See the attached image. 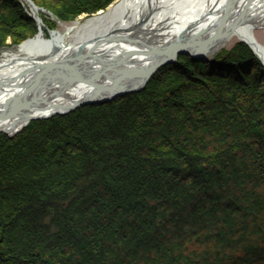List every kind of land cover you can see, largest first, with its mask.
I'll return each mask as SVG.
<instances>
[{
  "label": "trees",
  "instance_id": "trees-1",
  "mask_svg": "<svg viewBox=\"0 0 264 264\" xmlns=\"http://www.w3.org/2000/svg\"><path fill=\"white\" fill-rule=\"evenodd\" d=\"M34 1L72 21L115 0ZM37 31L0 0V48ZM0 264H264L258 55L181 54L140 91L0 132Z\"/></svg>",
  "mask_w": 264,
  "mask_h": 264
},
{
  "label": "bare ground",
  "instance_id": "bare-ground-1",
  "mask_svg": "<svg viewBox=\"0 0 264 264\" xmlns=\"http://www.w3.org/2000/svg\"><path fill=\"white\" fill-rule=\"evenodd\" d=\"M233 1V11L222 25L219 20ZM30 4L40 21L39 32L0 53V108L43 90V100L28 110V117L95 99L102 88L138 85L160 59L157 50L176 46L202 28H207L206 36L218 34L205 46L208 57L235 36L264 55V44L255 33L264 28V0H115L107 9L48 36L41 8ZM116 53L121 54L118 59L103 63ZM101 68L105 74L95 75L92 82L77 76L81 70L93 75ZM35 77L40 81L31 86ZM11 124L9 120L0 127L10 129Z\"/></svg>",
  "mask_w": 264,
  "mask_h": 264
},
{
  "label": "water",
  "instance_id": "water-1",
  "mask_svg": "<svg viewBox=\"0 0 264 264\" xmlns=\"http://www.w3.org/2000/svg\"><path fill=\"white\" fill-rule=\"evenodd\" d=\"M235 2H229L228 6H226L225 12L222 14V17L220 18V22L222 25L224 22L230 17L231 12L233 11ZM206 29L207 28H202L199 30L192 38L188 40H183L178 43V45L170 47V48H163L161 50H157V54L160 55V59L156 61L154 64H151V66L148 68L145 77L141 80V82L133 87H125V88H102L99 91H96L94 93L95 99L92 97L79 101L67 108H62V109H56L52 112L42 114V115H32L31 117H28L29 115V109L39 105L43 99V90H41L39 93L34 92L30 97H26L22 101H20L19 98H17L10 106H7V108H0V123H4L6 121L11 120L12 124L10 126V129L6 128H1L0 127V132H5L9 136H14L17 132H19L24 126H26L30 120L34 118H47L53 116L55 113L56 114H66L74 109L79 108L82 105L85 104H90V103H99V102H104L111 100L117 96L123 95L125 93L133 92V91H138L143 89L148 82L150 81L151 77L154 75L156 70L160 68L162 65L173 62L178 58L179 54H188L191 56L195 57H208L207 55L203 54V51L206 45L210 44L211 41L215 40V38L218 36V34L215 33V35L211 36H206ZM138 42V41H137ZM251 48H253L252 45H250L249 42L245 41ZM225 46V45H223ZM254 51H256L253 48ZM257 52V51H256ZM130 53V52H129ZM258 53V52H257ZM120 53H116L112 55L111 60H106L103 63L109 64L112 60H116L120 57ZM259 57L261 58L262 62L264 63V55L258 53ZM82 72L79 73V71L76 72V74L79 73L80 76L78 77L81 80H86L92 82L95 75L97 74H105L106 69L103 70V68L95 70V74L93 75H88L91 74L90 72H86L81 70ZM104 72V73H103ZM45 73L42 72L41 76H43ZM40 80L35 77L34 80L31 83V86L34 85L35 83H38ZM28 117L27 119H25ZM25 119V120H24Z\"/></svg>",
  "mask_w": 264,
  "mask_h": 264
},
{
  "label": "rangeland",
  "instance_id": "rangeland-1",
  "mask_svg": "<svg viewBox=\"0 0 264 264\" xmlns=\"http://www.w3.org/2000/svg\"><path fill=\"white\" fill-rule=\"evenodd\" d=\"M20 1V3H21V5L23 6V8H24V10L26 11V13L28 14V15H30L32 18H34L35 20H36V23H37V25H38V31H37V33L39 32V30H40V28H41V25H40V21H39V19H38V16H36V14H35V12H34V10H33V8H32V6H31V4H30V2L31 3H34L35 5H37L38 7H40L41 8V14H40V19H41V21H42V23H43V25H42V28L43 29H45L46 31V35L48 36V35H50V33H51V31H53V30H60V31H65L66 30V26H68L69 24H72L73 22H75V21H77V20H85L86 18H88V17H90V16H92V15H94V14H96V13H93V14H91V15H89V16H86L85 14H82V15H79L76 19H74V20H72V21H62V20H59V19H57V17L50 11V10H48V9H46L45 7H43V6H40V5H38L34 0H19ZM114 2V1H113ZM112 2V3H113ZM112 3H110V4H112ZM110 4L107 6V8L110 6ZM106 8V9H107ZM103 10V9H102ZM100 11V10H99ZM98 11V12H99ZM46 22H48V23H53V24H55V28L54 29H52V28H50V27H48V25L46 24ZM55 22V23H54ZM36 33V34H37ZM255 33H256V36H257V38L264 44V28H262V27H258V28H256L255 29ZM35 34V35H36ZM34 35V36H35ZM33 37V36H32ZM30 38V37H29ZM26 40V39H25ZM10 43V40H7V44L5 45V46H2L1 48H0V53H2V51H4V50H6V49H10V48H12V47H14V46H16V45H18V44H20V43H14V44H9ZM23 42V41H22ZM238 42H243L241 39H239L238 37H233L232 39H230L228 42H226V44H225V46H223L222 48H231V47H233L235 44H237ZM183 54V53H182ZM179 55H181V54H179ZM179 55H178V57H179ZM188 55V54H187ZM258 57H259V55H258ZM201 58H204V59H210L211 57H201ZM260 58V57H259ZM261 59V58H260ZM177 60V59H176ZM175 60V61H176ZM175 61H173V62H175ZM262 61V60H261ZM173 62H169V63H166V64H164V65H162L161 67H163V66H165V65H168V64H171V63H173ZM264 64V63H263ZM160 67V68H161ZM160 68H158L156 71H158ZM155 74V73H154ZM150 82V81H149ZM148 82V83H149ZM148 85V84H147ZM146 85V86H147ZM145 86V87H146ZM144 87V88H145ZM142 90V89H141ZM138 91H140V90H138ZM133 92H136V91H133ZM129 93H131V92H129ZM125 94H128V93H125ZM125 94H123V95H125ZM121 96V95H120ZM90 104H97V103H90ZM83 106V105H82ZM81 107V106H80ZM74 110H76V109H74ZM73 111V110H72ZM53 116H55V115H53ZM53 116H51V117H53ZM46 118V117H45ZM47 118H50V117H47ZM37 119H43V118H34V119H32V120H30L29 121V123L31 122V121H33V120H37ZM28 123V124H29ZM27 124V125H28ZM25 127V126H24ZM18 133V132H17ZM16 133V134H17ZM7 134V133H6Z\"/></svg>",
  "mask_w": 264,
  "mask_h": 264
}]
</instances>
